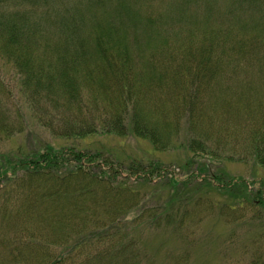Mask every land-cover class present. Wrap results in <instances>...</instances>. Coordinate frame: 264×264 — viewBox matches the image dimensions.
Segmentation results:
<instances>
[{
  "label": "trees",
  "instance_id": "trees-1",
  "mask_svg": "<svg viewBox=\"0 0 264 264\" xmlns=\"http://www.w3.org/2000/svg\"><path fill=\"white\" fill-rule=\"evenodd\" d=\"M218 1L0 0V63L21 103L10 123L2 73L0 137L39 124L62 139L131 134L156 151L182 140L212 159L235 141L239 159L264 169L262 0H228L222 12ZM18 151L0 154V233L12 232L0 238L1 264H154L148 236L191 218L189 198L146 199V176L165 171L158 163L124 168L49 143ZM197 164L195 178L222 180Z\"/></svg>",
  "mask_w": 264,
  "mask_h": 264
},
{
  "label": "rangeland",
  "instance_id": "rangeland-1",
  "mask_svg": "<svg viewBox=\"0 0 264 264\" xmlns=\"http://www.w3.org/2000/svg\"><path fill=\"white\" fill-rule=\"evenodd\" d=\"M227 2L219 0L217 10L224 11ZM257 8L264 13V0ZM257 11L253 15L261 16ZM2 73L5 74L4 82L11 89L10 97L5 95L4 99L16 107L10 108L13 112L10 123H15V111L21 104L17 98L16 82L10 79L11 69L0 63L1 78ZM22 116L28 119L25 112ZM234 142L222 149V158L212 159L209 156L194 157L190 150L181 145L182 140L170 150L156 151L149 140L131 134L126 137L96 134L84 139H62L35 124L26 125L22 133L16 132L9 138L0 137V154L14 157L19 152L18 148L27 153L31 149H42L44 143H49L58 149L76 147L85 153H100L116 164L122 163L124 168L133 162L144 165L158 163L165 171L161 175L146 176L152 180L151 184L141 187L148 196L146 199L156 195L165 200L169 194L181 202L189 198L186 206L191 218L183 231L171 229L148 236L145 247L154 255V264H264V205L260 202L264 203V200L255 195L257 191H262L264 195V169L252 159H239L237 149L234 150L235 159H226V156L234 154ZM197 163H205L209 174H218L223 181H211V176L205 175L195 178V175H199ZM169 179L174 181V186L165 184ZM235 182L247 183L252 193L251 197L247 196L248 200L241 197L245 194L239 195L238 188L233 185ZM198 187H202L199 192L196 191ZM148 201L153 203V200ZM11 233L3 229L0 238L2 234ZM3 255L0 247V264ZM181 257L184 262H180ZM178 260L179 263L176 262Z\"/></svg>",
  "mask_w": 264,
  "mask_h": 264
}]
</instances>
